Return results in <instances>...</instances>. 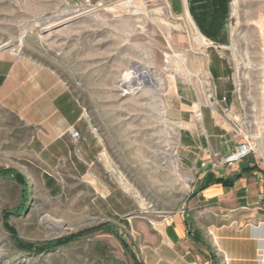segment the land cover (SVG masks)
I'll return each instance as SVG.
<instances>
[{
	"label": "rangeland",
	"instance_id": "obj_1",
	"mask_svg": "<svg viewBox=\"0 0 264 264\" xmlns=\"http://www.w3.org/2000/svg\"><path fill=\"white\" fill-rule=\"evenodd\" d=\"M233 1L222 53L254 132L264 119V0ZM199 37L168 0H0V58L19 61L20 76L42 87L55 76L60 94L24 109L8 86L0 93V264H149L160 253L163 221L187 207L195 182L180 104L216 93ZM136 66L149 77L131 88ZM8 214L17 237L34 244L106 227L24 251Z\"/></svg>",
	"mask_w": 264,
	"mask_h": 264
},
{
	"label": "crops",
	"instance_id": "obj_2",
	"mask_svg": "<svg viewBox=\"0 0 264 264\" xmlns=\"http://www.w3.org/2000/svg\"><path fill=\"white\" fill-rule=\"evenodd\" d=\"M168 1L173 13L188 17L200 40L206 43L208 68L216 93L207 95L213 98L210 100L213 103L204 101L197 92L196 100L180 104L185 124L180 143L195 182L187 207L168 214L163 221L160 253H150L147 263L264 264V205H256L264 195V161L249 155L232 164L225 162V157L240 141L229 134V127L232 129L233 121L242 119L231 66L222 53L231 43L228 25L231 0ZM235 3L236 0L233 6ZM12 60L6 56L0 58L1 94L8 86L11 91L8 99L15 103L23 101L24 109L38 98L47 103L56 101L60 94L55 76L42 87L35 83L36 75L27 79L20 76L19 61L13 67ZM25 83L28 88L14 92ZM223 96L227 97L226 103L221 101ZM180 97L187 99L184 95ZM224 104L231 108V121L220 113ZM202 161L206 166H201ZM220 177H235V180L225 186L216 182Z\"/></svg>",
	"mask_w": 264,
	"mask_h": 264
},
{
	"label": "built area",
	"instance_id": "obj_3",
	"mask_svg": "<svg viewBox=\"0 0 264 264\" xmlns=\"http://www.w3.org/2000/svg\"><path fill=\"white\" fill-rule=\"evenodd\" d=\"M211 99L213 98L210 96V100ZM221 101L223 103H226L227 97L223 96L221 98ZM210 102L213 103V101ZM222 112L227 119H229L230 121L232 120L229 116L231 108L228 105H222ZM232 131L233 135L235 137H239L240 141L237 145H235L232 153L225 157L226 163L232 164L249 155H252L257 161H264V119L262 128L254 132L246 128V120L237 119L236 121H233ZM72 133L73 135L78 136V133L74 132V130L72 131ZM213 165L214 167H216L217 163H214ZM201 166H206V163L202 161ZM256 205H264V195L258 198Z\"/></svg>",
	"mask_w": 264,
	"mask_h": 264
},
{
	"label": "trees",
	"instance_id": "obj_4",
	"mask_svg": "<svg viewBox=\"0 0 264 264\" xmlns=\"http://www.w3.org/2000/svg\"><path fill=\"white\" fill-rule=\"evenodd\" d=\"M5 173H7V171L0 172V176H6ZM13 178L18 183L23 185L25 197H27L26 193H27L28 187L26 185L24 176L21 173L13 172ZM234 180H235V177H232V178H222V177H220V178H217L216 182L222 183L225 186H230V185L233 184ZM26 207H27V204H25L22 207L21 211H24L26 209ZM8 219H9V214L6 215L5 222L7 224V229L11 232V235L13 236V239H14L15 243L24 251H38V252H41V253L46 252V251H50V250L55 249V248L60 247V246L67 245L71 241L78 240L81 237H83L84 235L90 233L91 231H93L95 229L106 227V225H103V226H99L97 228H88V229L80 230V231H78L76 233H72V234L67 235V236H62L60 238H57V239L49 241V242H45V243H41V244H34V243H30L28 241H23V240L19 239L17 237L15 227L11 223H9ZM119 237L121 239H123L122 236H119ZM122 241H123L124 245L126 246V241H124V240H122ZM101 251H102V249H101Z\"/></svg>",
	"mask_w": 264,
	"mask_h": 264
},
{
	"label": "bare ground",
	"instance_id": "obj_5",
	"mask_svg": "<svg viewBox=\"0 0 264 264\" xmlns=\"http://www.w3.org/2000/svg\"><path fill=\"white\" fill-rule=\"evenodd\" d=\"M148 77L149 75L146 69L136 66L134 71L131 73L130 78L126 80V83L128 86H131V88H135L136 86L146 82Z\"/></svg>",
	"mask_w": 264,
	"mask_h": 264
}]
</instances>
